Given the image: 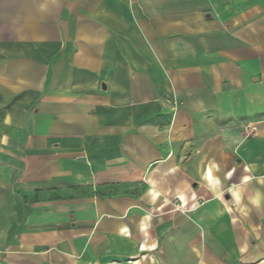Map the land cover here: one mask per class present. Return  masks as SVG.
I'll return each instance as SVG.
<instances>
[{
  "label": "crops",
  "instance_id": "crops-1",
  "mask_svg": "<svg viewBox=\"0 0 264 264\" xmlns=\"http://www.w3.org/2000/svg\"><path fill=\"white\" fill-rule=\"evenodd\" d=\"M0 207L9 264H264V0H0Z\"/></svg>",
  "mask_w": 264,
  "mask_h": 264
},
{
  "label": "rangeland",
  "instance_id": "rangeland-1",
  "mask_svg": "<svg viewBox=\"0 0 264 264\" xmlns=\"http://www.w3.org/2000/svg\"><path fill=\"white\" fill-rule=\"evenodd\" d=\"M19 231L20 228L18 226H10L9 223L5 220L4 211L0 207V264H9V261L7 259L10 251H12V253L14 254L12 261L15 263L20 262V254H17L16 252H19L21 248H19V244H17L14 240L15 238H17V235L14 236V234H17ZM200 238L203 247V255L207 257L209 255V245L204 241L203 236H201ZM204 249L206 250L204 251ZM206 259L207 258L203 259L202 264H205ZM23 261L27 262L28 259H23Z\"/></svg>",
  "mask_w": 264,
  "mask_h": 264
},
{
  "label": "bare ground",
  "instance_id": "bare-ground-1",
  "mask_svg": "<svg viewBox=\"0 0 264 264\" xmlns=\"http://www.w3.org/2000/svg\"><path fill=\"white\" fill-rule=\"evenodd\" d=\"M209 180V179H208Z\"/></svg>",
  "mask_w": 264,
  "mask_h": 264
}]
</instances>
